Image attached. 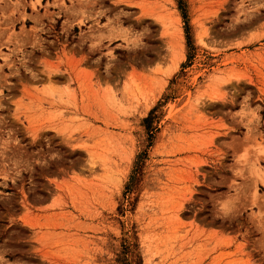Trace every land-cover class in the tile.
<instances>
[{"label":"rangeland","instance_id":"374dc122","mask_svg":"<svg viewBox=\"0 0 264 264\" xmlns=\"http://www.w3.org/2000/svg\"><path fill=\"white\" fill-rule=\"evenodd\" d=\"M92 1L0 0V264H264V0Z\"/></svg>","mask_w":264,"mask_h":264},{"label":"trees","instance_id":"16d2710c","mask_svg":"<svg viewBox=\"0 0 264 264\" xmlns=\"http://www.w3.org/2000/svg\"><path fill=\"white\" fill-rule=\"evenodd\" d=\"M184 17L186 18L185 14ZM187 30L189 29L188 22H186Z\"/></svg>","mask_w":264,"mask_h":264},{"label":"bare ground","instance_id":"6f19581e","mask_svg":"<svg viewBox=\"0 0 264 264\" xmlns=\"http://www.w3.org/2000/svg\"><path fill=\"white\" fill-rule=\"evenodd\" d=\"M85 2H90V1H92V0H84ZM93 2V1H92Z\"/></svg>","mask_w":264,"mask_h":264}]
</instances>
